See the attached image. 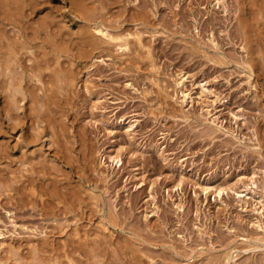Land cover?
<instances>
[{
	"label": "rangeland",
	"instance_id": "374dc122",
	"mask_svg": "<svg viewBox=\"0 0 264 264\" xmlns=\"http://www.w3.org/2000/svg\"><path fill=\"white\" fill-rule=\"evenodd\" d=\"M10 1L0 264H264V0Z\"/></svg>",
	"mask_w": 264,
	"mask_h": 264
},
{
	"label": "bare ground",
	"instance_id": "6f19581e",
	"mask_svg": "<svg viewBox=\"0 0 264 264\" xmlns=\"http://www.w3.org/2000/svg\"><path fill=\"white\" fill-rule=\"evenodd\" d=\"M7 1V0H6ZM19 1H22V0H19ZM29 1H31V2H29V4L31 5V3L34 1H32V0H29ZM11 3V5H10V8H8V9H12L11 11H13L14 9H16V8H18L17 7V5H18V1L17 0H11L10 1ZM17 3V5H16V3ZM23 2V1H22ZM34 2H36V0L34 1ZM8 3V2H7ZM15 3V4H14ZM23 4H25V2L24 3H22V4H20L21 5V7H22V10H23V7H25ZM33 4V3H32ZM35 5H36V3H34ZM16 5V6H15ZM20 5H18L19 7H20ZM7 6H9L8 4H7ZM11 6H14V9L13 8H11ZM27 9V8H26ZM18 10V9H17ZM10 11V10H9ZM19 11H20V9H19ZM19 11H17V12H19ZM14 12H15V10H14ZM16 12V14H18ZM7 13V12H6ZM9 14H10V12H9ZM14 14V13H13ZM20 15H21V13H20ZM12 16V15H11ZM16 17L15 18H17V16L18 15H15ZM14 18V19H15ZM98 31L99 32H101V34H103L106 38H107V40L108 41H111V42H114V43H116L119 47H121V48H123V49H127L128 48V44H129V41H127V38L128 37H126V34L125 35H123L122 33H110V32H107V31H104L103 29H98ZM2 59L0 58V65H1V63H3L2 61H1ZM5 61V60H4ZM4 66H5V64H4ZM1 67V66H0ZM2 67H3V65H2ZM187 79V75L186 74H182L178 79H176L175 80V84L177 85V86H180V85H183L184 84V81ZM180 90V89H179ZM177 92H178V90H177ZM181 94H182V99H181V102L183 103V102H185L186 101V99H187V96H189V93H185L183 90H182V92H181ZM177 99V98H176ZM181 103V104H182ZM133 123H131L128 127H133ZM120 152V151H119ZM119 152H116L115 154H111V153H108L107 154V156L109 157V159L110 160H112V161H115V162H117L118 164H120L121 163V161H122V154L121 153H119ZM225 186H220V185H217V188L216 189H218V192L219 193H221L225 188H224ZM210 189V188H209ZM216 191V190H215ZM263 207H264V204H263ZM264 236V235H263ZM262 239H264V237H261ZM260 238V239H261ZM231 259H232V257H227V260H226V262H225V264H232L233 262L231 261Z\"/></svg>",
	"mask_w": 264,
	"mask_h": 264
}]
</instances>
